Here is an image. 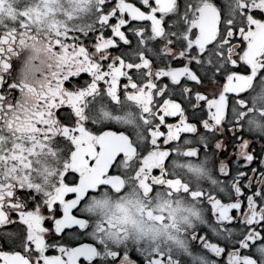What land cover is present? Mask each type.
I'll return each instance as SVG.
<instances>
[{
	"label": "snow or ice",
	"instance_id": "6c2138e0",
	"mask_svg": "<svg viewBox=\"0 0 264 264\" xmlns=\"http://www.w3.org/2000/svg\"><path fill=\"white\" fill-rule=\"evenodd\" d=\"M206 3L215 10L217 34L201 48L196 42L200 28L195 25L203 18ZM237 14L239 23L233 18ZM125 26L126 31L122 30ZM105 29L111 30L109 36ZM258 29H264V0H229L223 6L217 0H183L182 4L178 0H100L94 26L62 38L57 34L56 46L86 65L63 78L62 95L54 97L42 115V120L54 119L60 128L57 140L58 146H64L63 166L55 190L44 194L30 185L0 180V264H184L159 248L127 242L111 246L103 237L120 239L126 229L114 218L93 226L83 214L86 201L102 204L98 195L121 192L123 172L129 168L146 199L157 187L167 186L171 194L182 185L206 204L209 224L191 236L190 264H261L253 250H264V158L258 168H246L254 156L248 151L249 141L243 138L239 116L233 118L237 103L245 111L249 108L244 95L234 90L237 81H246L253 73L254 79H264V51L254 57L255 64L248 58L249 34ZM110 48L117 51L109 52ZM11 51L0 42V87L14 94L15 81L9 77L16 65L8 58ZM82 73L91 77L84 85L73 79ZM121 77L125 78L122 91ZM205 81L215 85L211 95L197 87ZM135 90L147 97L143 101V121L148 125L143 148L132 142L127 129H90L95 124L86 117L85 98L92 100L103 92L118 99L125 93L136 95ZM65 105L70 111L61 115L58 110ZM259 111L264 113V109ZM168 117L177 120L172 123ZM225 122L236 133L233 144L239 137V151L234 170L220 163L224 179L218 181V191L189 189L168 174L166 161L174 144L190 139L182 134L198 137V145H203L204 154L215 164V152L207 151L215 137L199 132L198 125L214 134ZM53 126L43 124L46 130ZM225 147L215 140V149ZM191 152L200 155L197 146ZM241 157L243 164L239 163ZM154 169L159 174H153ZM68 173L74 174L71 183ZM68 194L73 197L66 199ZM121 201H125L123 196ZM148 218L161 223L165 219L151 210ZM234 220L239 221V228ZM45 221H51L52 227H45Z\"/></svg>",
	"mask_w": 264,
	"mask_h": 264
},
{
	"label": "flooded vegetation",
	"instance_id": "af4514ba",
	"mask_svg": "<svg viewBox=\"0 0 264 264\" xmlns=\"http://www.w3.org/2000/svg\"><path fill=\"white\" fill-rule=\"evenodd\" d=\"M178 2L182 4L183 0ZM217 2L223 6L229 0H217ZM99 4L100 0H0V42L12 49L8 58L16 65V71L9 77L15 81V93L0 87V92L5 91L4 95H0V180L30 185L42 194L55 190L54 186L59 180L58 172L63 166L64 146H58L59 126L55 124L54 119L42 120V115L49 110L53 98L62 95L63 78L86 67L71 52L63 47H57L55 41L58 38L57 34L62 38L65 34H75L94 26ZM236 11L238 12V9ZM228 14L232 15V13ZM233 18L237 23L241 22L238 14ZM195 26L200 28V37L196 42L201 48L216 37L215 10L209 4L206 3L203 6V18ZM126 27L122 30L126 31ZM110 34L111 30L105 29V35ZM126 35L132 39L131 33L126 32ZM249 35L251 41L248 58L255 64L254 57L264 51V29H258ZM108 51L116 52L117 49L110 48ZM255 76L256 73H253V76L246 81L238 80L234 85V90L244 95L249 106L245 111L237 103L233 109V118L239 116V123L244 129L243 138L249 141L248 151L254 156L253 162L246 168H258L260 160L264 158V151H262L264 149V113L259 111L264 109V79L256 80L253 78ZM73 79L78 80L80 85H84L86 81H90L91 77L82 73L80 77ZM124 79V77L120 78L121 91ZM100 86H103L102 81ZM197 87L209 95L215 89V85L209 81ZM135 92L136 95L125 93L118 99H113L112 96L103 92L97 94L92 100L85 98L88 101L85 104L86 117L95 124H90V129L93 131L100 127H104V130L127 129L132 133V142L143 148L142 141L147 136L148 127L143 121L145 106L143 101L147 97L141 95L139 90ZM58 111L64 115L70 109L65 105ZM242 111L244 114L240 115ZM167 119L172 123L177 120L176 117ZM45 122L54 126L46 130L43 127ZM38 124L41 125L39 129ZM198 129L201 133L215 137L214 140H210L207 149L209 153L215 152L213 157L215 164L204 154L203 145H198V137L193 134H182L190 139L187 143L177 141L174 144L171 158L166 161L168 174L182 181L183 185H187L189 189L218 191L220 189L218 181L224 179L219 173L220 163H225L230 170H234L237 166L239 137L237 136V144H233L232 138L236 133L230 131L231 125L227 122L214 134L206 133L199 125ZM162 130L166 131V129ZM42 134L44 139L40 138ZM173 139L175 140V137ZM215 140H220L226 147L223 150L215 149ZM126 145L127 142H125ZM196 146L200 149L199 156L191 152ZM239 163L243 164L242 157ZM134 167L133 162L132 168ZM131 172V168L123 172L125 179L121 192L108 191L104 196L98 195L97 200L103 201L102 204L92 200L86 201L83 214L89 218L93 226L96 223H103L104 219L93 213L92 209L107 206L110 200L121 201L123 196L125 200L139 205L140 215L148 218V210H151L165 218L162 223L153 222L148 218L152 222L151 226L146 229H137L145 233L151 232V240L136 241L132 238L125 240L124 243L163 249L171 252L184 264H190V253L193 252L191 236L195 230L207 228L209 224V210L206 204L199 198L192 197L182 185H177L171 194L167 186L157 187L156 192L151 194V198L146 199L135 179L132 178ZM153 174H159L158 170L154 169ZM249 175H251L250 172ZM73 176L72 173L67 174L68 183L72 182ZM72 197L73 194H68L66 199ZM140 200L143 203H139ZM245 206L246 201L242 208ZM232 214H235V210ZM233 225L240 227L238 220H234ZM45 227L51 228L52 222L45 221ZM110 237L118 239L115 236L105 235L104 242L111 246L117 245L109 242ZM253 255L256 260L264 264V250L254 249Z\"/></svg>",
	"mask_w": 264,
	"mask_h": 264
},
{
	"label": "clouds",
	"instance_id": "9594fccd",
	"mask_svg": "<svg viewBox=\"0 0 264 264\" xmlns=\"http://www.w3.org/2000/svg\"><path fill=\"white\" fill-rule=\"evenodd\" d=\"M133 199H135L133 197ZM125 201H120L119 199L111 201L107 206L95 207L92 212L100 215L104 221L108 218L116 219L122 227L126 229L125 236L120 239L109 238V242L113 244L124 243L125 240L135 238L136 241H141L144 239L151 240V232L145 233L144 231H138L137 229L149 228L152 224L151 221L145 215L139 214V205L134 203H127ZM139 203H143L142 200ZM155 211V209H153ZM127 220V223H125Z\"/></svg>",
	"mask_w": 264,
	"mask_h": 264
}]
</instances>
